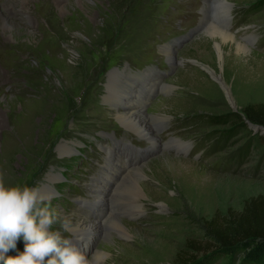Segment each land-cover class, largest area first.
Segmentation results:
<instances>
[{"label": "rangeland", "instance_id": "rangeland-1", "mask_svg": "<svg viewBox=\"0 0 264 264\" xmlns=\"http://www.w3.org/2000/svg\"><path fill=\"white\" fill-rule=\"evenodd\" d=\"M62 1L58 9L43 0L33 28L12 16L15 40L0 30V42L13 46L6 49L19 46L0 50L8 67L0 68L8 79L0 84V172L8 184L54 192L53 228L95 251V264H180L207 220L264 195V130L246 123L233 134L232 123L206 119L237 112L246 121L242 107L264 102V8L228 0L225 22L205 0ZM211 21L245 50L204 29ZM125 82V105L145 115L156 145L102 100ZM94 191L105 194L103 208L93 206ZM108 211L116 215L106 220ZM90 220L96 233L84 228ZM23 250L21 237L7 255ZM213 264H240V256Z\"/></svg>", "mask_w": 264, "mask_h": 264}, {"label": "clouds", "instance_id": "clouds-1", "mask_svg": "<svg viewBox=\"0 0 264 264\" xmlns=\"http://www.w3.org/2000/svg\"><path fill=\"white\" fill-rule=\"evenodd\" d=\"M54 195L42 186L8 184L0 172V264H95V251L85 253L77 241L53 228L58 220L51 205ZM21 237L24 250L7 255Z\"/></svg>", "mask_w": 264, "mask_h": 264}, {"label": "trees", "instance_id": "trees-1", "mask_svg": "<svg viewBox=\"0 0 264 264\" xmlns=\"http://www.w3.org/2000/svg\"><path fill=\"white\" fill-rule=\"evenodd\" d=\"M252 8L261 10L264 0H258ZM241 111L246 121L237 112L208 115L206 119L214 125L232 123L233 134L237 127H246L247 121L264 127V102L247 103ZM204 231V236L195 241L196 246L185 247L180 253V264H213L225 255H239L240 264H264V195L246 199L240 211L231 209L229 213L210 218L205 222Z\"/></svg>", "mask_w": 264, "mask_h": 264}, {"label": "bare ground", "instance_id": "bare-ground-1", "mask_svg": "<svg viewBox=\"0 0 264 264\" xmlns=\"http://www.w3.org/2000/svg\"><path fill=\"white\" fill-rule=\"evenodd\" d=\"M42 1L41 0H3L2 2H0V30L4 34L7 35L6 38L15 40V38L17 36V34L14 33L15 32V20L11 19L12 16H14V15H17V17L19 15H22L25 18L27 24L29 26H32V28H33L34 24L30 19V15L34 16L36 19H39L40 17H42L44 15L42 12L43 10L41 9L43 7ZM52 1L54 2V4L56 5V7L58 9L65 8L64 7L65 1L64 2L62 0H52ZM205 1L207 2L206 9L208 10V13H209V8H211L212 12L214 13L213 14L214 18H215V15L218 13L216 16L219 15L218 17H222V19H224L225 22L227 21V19L229 20V15H230L229 12H230L231 6L229 5L228 0H215V1L214 0H212V1L211 0H209V1L205 0ZM206 9L203 8L202 12L205 13L207 11ZM218 26L216 23H213L211 21V22H208L207 25H205L204 29H210L212 31V33L217 35L222 40L223 43H232L235 45V47L238 50H245V47L240 42L236 41V38H235L233 33L226 30L227 28L223 29V28H220ZM14 35H15V37H14ZM6 38H4V39H6ZM1 42H0V50L6 49L5 47H8V45L5 44V42L4 43H1ZM12 47L13 46H9L8 48H12ZM17 47H19V46L16 45L13 49H6V50H14V49L16 50ZM217 47H218V49H222L220 44H218ZM220 51L221 50H219V55H220L219 58L221 59ZM14 53L15 52H13V54ZM0 68L3 70V72L5 70H8V67L5 65L4 60L1 58H0ZM209 71L215 77L216 80H218L222 85H224V81H223L221 76H216L213 71H211V70H209ZM6 83H8L7 76L5 74H2V72H0V84H6ZM131 88H132V86L129 87L128 84H126V82H125L123 90H120V91L118 90V93L110 94L111 90L109 91V89H107L108 92L103 95L102 100H105L107 103H109L111 105V108L114 110V112H116L117 119L121 120V122H123L125 127L132 130L138 136L143 137L145 139H149L150 141H152V143H155V145H156L157 140L155 138H153L152 136H149V131L147 130L146 126L143 124V120L145 118V115L143 116V114H138V113H140L139 109L133 107L132 104H127V106L125 105L126 103H129L128 101L126 102L125 97H128L129 89H131ZM227 93L229 94L228 90H227ZM120 106L122 107V109H120V111H118L119 110L118 108ZM159 119L162 120L161 118H159ZM3 127H4V124H3V121L1 120V115H0V128H3ZM169 142H170L169 144L174 142V143H176L177 146L180 145V143H177L175 140H171ZM167 145H168V142H167ZM59 150H60V148H59ZM138 167H136V168H138ZM136 168L134 167V168L128 169L127 172L123 174V176L125 174H128L131 171L135 170ZM124 170H126V169H124ZM98 188L100 189L101 187H98ZM94 192H95V194L93 195L94 201H92L93 206H96V207L102 206V208H103V206L105 205V203L107 201L105 194L102 191H94ZM142 193H143V190H142V188H140L139 189V195ZM137 207H139V206H137ZM140 212H141V210H140ZM111 215H116V214L113 213L112 211L106 212V217H105L106 220L109 219L110 217H112ZM98 224H99V222H97L96 220H90V221L85 223L84 228L87 229V231H86L87 233H96L97 231H99L98 229L100 227ZM119 225L123 230H125L123 224L120 221H118V226ZM97 253H99V252H97Z\"/></svg>", "mask_w": 264, "mask_h": 264}, {"label": "water", "instance_id": "water-1", "mask_svg": "<svg viewBox=\"0 0 264 264\" xmlns=\"http://www.w3.org/2000/svg\"><path fill=\"white\" fill-rule=\"evenodd\" d=\"M216 21L219 22V20H216ZM200 28H201V26H197L195 28L190 29L188 33H186V34L181 36V39H182V37H183L184 41L190 39L191 37H193L194 33H196L198 30H200ZM247 123H248L249 126H253L254 128H257V129L258 128H262L264 130V128L261 125H255V124H253V123H251L249 121H247Z\"/></svg>", "mask_w": 264, "mask_h": 264}]
</instances>
